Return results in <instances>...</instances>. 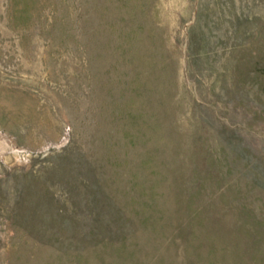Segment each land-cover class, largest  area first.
<instances>
[{
    "label": "rangeland",
    "instance_id": "rangeland-1",
    "mask_svg": "<svg viewBox=\"0 0 264 264\" xmlns=\"http://www.w3.org/2000/svg\"><path fill=\"white\" fill-rule=\"evenodd\" d=\"M0 264H264V0H0Z\"/></svg>",
    "mask_w": 264,
    "mask_h": 264
}]
</instances>
